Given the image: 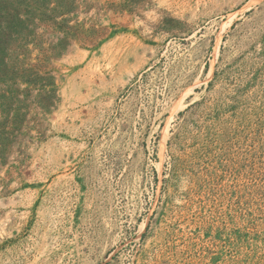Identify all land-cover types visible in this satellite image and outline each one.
<instances>
[{"label": "rangeland", "instance_id": "374dc122", "mask_svg": "<svg viewBox=\"0 0 264 264\" xmlns=\"http://www.w3.org/2000/svg\"><path fill=\"white\" fill-rule=\"evenodd\" d=\"M0 264H264V0H0Z\"/></svg>", "mask_w": 264, "mask_h": 264}]
</instances>
